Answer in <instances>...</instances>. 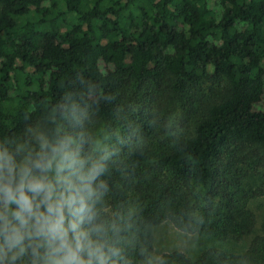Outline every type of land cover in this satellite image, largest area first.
<instances>
[{
    "label": "trees",
    "instance_id": "1",
    "mask_svg": "<svg viewBox=\"0 0 264 264\" xmlns=\"http://www.w3.org/2000/svg\"><path fill=\"white\" fill-rule=\"evenodd\" d=\"M53 120L106 155L128 264H264V0H0V144Z\"/></svg>",
    "mask_w": 264,
    "mask_h": 264
},
{
    "label": "clouds",
    "instance_id": "2",
    "mask_svg": "<svg viewBox=\"0 0 264 264\" xmlns=\"http://www.w3.org/2000/svg\"><path fill=\"white\" fill-rule=\"evenodd\" d=\"M60 119L74 128L83 115L69 107ZM29 131L0 144V264H128L131 225L101 215L106 155L84 154L86 134L56 120Z\"/></svg>",
    "mask_w": 264,
    "mask_h": 264
},
{
    "label": "rangeland",
    "instance_id": "3",
    "mask_svg": "<svg viewBox=\"0 0 264 264\" xmlns=\"http://www.w3.org/2000/svg\"><path fill=\"white\" fill-rule=\"evenodd\" d=\"M257 212L264 214V197L255 203ZM194 235L180 231L171 221H166L155 228V255L173 250H181L190 255H194L195 243Z\"/></svg>",
    "mask_w": 264,
    "mask_h": 264
}]
</instances>
